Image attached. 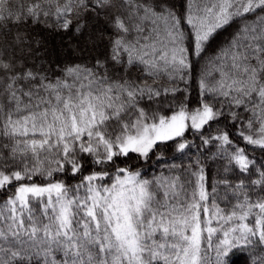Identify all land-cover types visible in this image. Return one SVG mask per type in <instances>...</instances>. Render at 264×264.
<instances>
[{"label":"snow or ice","instance_id":"obj_1","mask_svg":"<svg viewBox=\"0 0 264 264\" xmlns=\"http://www.w3.org/2000/svg\"><path fill=\"white\" fill-rule=\"evenodd\" d=\"M237 258L264 264V0H0V264Z\"/></svg>","mask_w":264,"mask_h":264},{"label":"trees","instance_id":"obj_2","mask_svg":"<svg viewBox=\"0 0 264 264\" xmlns=\"http://www.w3.org/2000/svg\"><path fill=\"white\" fill-rule=\"evenodd\" d=\"M226 35V34H225ZM50 40H51V44L54 48H59V45H60V41H59V38L58 37H50ZM170 156L172 155L171 153L169 154ZM180 160H181V157H180V154H175V160L174 162L176 163H180ZM211 163V162H209ZM159 165L156 164L155 162L151 165H146L145 166V172L146 174L148 175H152L153 173H155L156 171H158L159 169ZM215 168L216 166L213 165L209 171L214 175L215 174ZM235 264H246L245 260L243 258H237L235 260Z\"/></svg>","mask_w":264,"mask_h":264},{"label":"rangeland","instance_id":"obj_3","mask_svg":"<svg viewBox=\"0 0 264 264\" xmlns=\"http://www.w3.org/2000/svg\"><path fill=\"white\" fill-rule=\"evenodd\" d=\"M60 46V45H59Z\"/></svg>","mask_w":264,"mask_h":264}]
</instances>
